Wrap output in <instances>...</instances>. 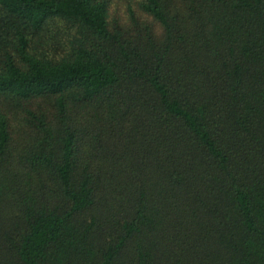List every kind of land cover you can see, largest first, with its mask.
Wrapping results in <instances>:
<instances>
[{
	"label": "trees",
	"instance_id": "obj_1",
	"mask_svg": "<svg viewBox=\"0 0 264 264\" xmlns=\"http://www.w3.org/2000/svg\"><path fill=\"white\" fill-rule=\"evenodd\" d=\"M0 264H264V0H0Z\"/></svg>",
	"mask_w": 264,
	"mask_h": 264
}]
</instances>
